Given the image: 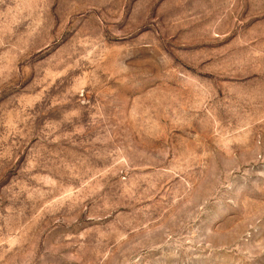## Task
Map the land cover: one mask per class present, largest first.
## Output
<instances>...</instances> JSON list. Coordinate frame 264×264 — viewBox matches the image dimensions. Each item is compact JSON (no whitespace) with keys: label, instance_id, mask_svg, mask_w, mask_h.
Returning a JSON list of instances; mask_svg holds the SVG:
<instances>
[{"label":"rangeland","instance_id":"374dc122","mask_svg":"<svg viewBox=\"0 0 264 264\" xmlns=\"http://www.w3.org/2000/svg\"><path fill=\"white\" fill-rule=\"evenodd\" d=\"M0 264H264V0H0Z\"/></svg>","mask_w":264,"mask_h":264}]
</instances>
